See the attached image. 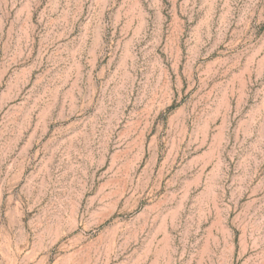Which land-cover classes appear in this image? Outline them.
Returning <instances> with one entry per match:
<instances>
[{
	"label": "rangeland",
	"instance_id": "1",
	"mask_svg": "<svg viewBox=\"0 0 264 264\" xmlns=\"http://www.w3.org/2000/svg\"><path fill=\"white\" fill-rule=\"evenodd\" d=\"M0 264H264V0H0Z\"/></svg>",
	"mask_w": 264,
	"mask_h": 264
}]
</instances>
